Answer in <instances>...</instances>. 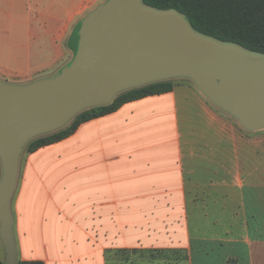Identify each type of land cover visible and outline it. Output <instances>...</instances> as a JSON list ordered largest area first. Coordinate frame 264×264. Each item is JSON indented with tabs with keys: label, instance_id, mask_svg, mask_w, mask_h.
Masks as SVG:
<instances>
[{
	"label": "crops",
	"instance_id": "1",
	"mask_svg": "<svg viewBox=\"0 0 264 264\" xmlns=\"http://www.w3.org/2000/svg\"><path fill=\"white\" fill-rule=\"evenodd\" d=\"M105 1L0 0V80L54 76L74 57L76 25ZM172 79L171 91L125 102L19 160L11 202L18 259L104 264L99 248L137 230L138 214L162 213L170 198L185 209L187 179L230 188L211 194L221 201L201 218L208 235H190L184 221L180 240L163 247L186 248L189 264H264V142L234 141L232 120L217 121L200 90Z\"/></svg>",
	"mask_w": 264,
	"mask_h": 264
},
{
	"label": "water",
	"instance_id": "2",
	"mask_svg": "<svg viewBox=\"0 0 264 264\" xmlns=\"http://www.w3.org/2000/svg\"><path fill=\"white\" fill-rule=\"evenodd\" d=\"M72 61L54 76L17 85L0 80V235L4 264H16L11 197L19 157L33 138L120 92L189 77L247 130L264 128V54L203 35L174 9L141 0H106L75 27Z\"/></svg>",
	"mask_w": 264,
	"mask_h": 264
},
{
	"label": "trees",
	"instance_id": "3",
	"mask_svg": "<svg viewBox=\"0 0 264 264\" xmlns=\"http://www.w3.org/2000/svg\"><path fill=\"white\" fill-rule=\"evenodd\" d=\"M141 1L156 9L176 10L185 16L192 29L203 35L222 42L234 43L251 52L264 54V0ZM173 87L174 82L169 79L120 92L111 103L83 110L63 128L33 138L27 143L26 151L34 152L42 146L60 141L73 134L81 123L111 113L125 102L168 92ZM115 255L118 256L117 262L112 258ZM105 261L106 264H189V257L186 249L183 248H132L108 252ZM0 264H4V261L0 260ZM16 264H44V262L17 258Z\"/></svg>",
	"mask_w": 264,
	"mask_h": 264
},
{
	"label": "rangeland",
	"instance_id": "4",
	"mask_svg": "<svg viewBox=\"0 0 264 264\" xmlns=\"http://www.w3.org/2000/svg\"><path fill=\"white\" fill-rule=\"evenodd\" d=\"M177 78L178 79H174V80L176 81L182 80V81L188 82V84L197 88V86L191 80V78L189 77H177ZM3 81H6L10 84L17 83L16 80H9V81L3 80ZM258 95H260V97H264V90H261L258 93ZM203 96L205 97V100L207 104L209 105L211 112L215 111L216 113L219 114L217 115L218 116L217 121L220 119L223 120V115L228 118L227 120H232V123H233L232 136H233L234 141L241 140V141H248L250 143H255V144L256 142H264V128L253 130V131H249L245 129L239 123L237 118L230 115L229 113H227L226 111L218 107L217 105H215L204 94ZM26 145L23 147L20 153L19 160H23L27 154ZM205 153H206L205 151H201L202 156L203 155L205 156ZM187 161L190 164V167L192 164H194L193 159H189ZM207 164H208V160L207 158H204V157L200 160V162L196 163V167H197L196 170L200 174L201 179L207 178L206 176L209 170ZM1 175H2V163L0 159V179H1ZM184 185L186 189V194H188V198L184 200V206H185L184 210H183V207H181L182 200L170 198L168 200L169 207L165 208L163 205L162 213H155L152 216L138 214L137 216L138 229L137 230L135 231L122 230L119 234L118 233L116 234V237L118 240H116L115 245H113V243L110 242L111 243L110 245H106L103 248H99L104 258V261H105V257L107 256L108 252L113 253L117 250L132 249V248H142V249L171 248V247H163L162 244L166 245L165 242L170 241V240H174V242H177L180 240L178 238L182 231L181 228L184 227L183 225L184 221L188 225V229H189L188 233L190 235L192 236L193 235H208L209 234L208 225L206 223H202L201 218H203L204 214L206 215L208 211L209 203L212 202L214 204L216 201H221V200H216L214 198L210 199L211 194L212 196H214L215 193H212V192L226 191L230 187L228 184H225L223 182L217 183V184H210L208 182H203V181L193 183V181H190L187 179H185ZM15 194H16V187L13 191L11 202L13 201ZM162 202H164V200ZM212 206L213 208H215V205H212ZM13 233H14V228H13ZM14 237H15V233H14ZM135 240H137L136 246L133 245V243H135ZM15 242H16V238H15ZM112 242H114V240H112ZM143 244H149V245H143ZM140 245H143V247H138ZM17 249L18 248L16 244V252H17ZM183 249H186V248H183ZM93 250L94 249L91 248L89 253L93 254L96 252V254H98L96 250L95 251ZM112 258L116 259V262H117L118 256L115 255V256H112ZM104 264H106V261Z\"/></svg>",
	"mask_w": 264,
	"mask_h": 264
}]
</instances>
